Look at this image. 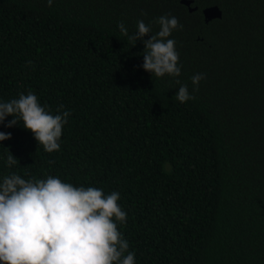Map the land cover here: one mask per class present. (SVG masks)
Instances as JSON below:
<instances>
[{"label":"trees","instance_id":"trees-1","mask_svg":"<svg viewBox=\"0 0 264 264\" xmlns=\"http://www.w3.org/2000/svg\"><path fill=\"white\" fill-rule=\"evenodd\" d=\"M182 1L0 0V102L31 91L71 113L52 153L6 117L0 182L53 176L119 192L135 264H264V0ZM213 6L222 18L207 23ZM162 15L183 25L169 37L175 78L146 72L143 42L117 27L131 35L143 20L155 34ZM177 79L194 100L174 98Z\"/></svg>","mask_w":264,"mask_h":264},{"label":"clouds","instance_id":"clouds-1","mask_svg":"<svg viewBox=\"0 0 264 264\" xmlns=\"http://www.w3.org/2000/svg\"><path fill=\"white\" fill-rule=\"evenodd\" d=\"M54 0H46L51 7ZM144 15V13H142ZM159 31L152 34L150 25L137 21V31L129 35L123 22L117 27L134 44H144L142 68L157 78L179 77V53L176 41L169 39L174 30L183 25L174 16L162 15L155 21ZM150 38L144 40L145 36ZM32 66V61L28 62ZM204 73L191 77L192 93L199 91ZM174 98L180 103L194 100L186 83L178 79ZM56 114L41 106L33 92L21 93L18 99L0 102V124L12 116L6 127L22 121L44 151L60 150V138L71 113ZM11 138V133L0 132V141ZM17 159L10 153L7 165ZM54 163V161H49ZM120 193L105 195L96 187H76L61 179H24L18 174L3 177L0 182V264H135V253L118 230V223H126L127 213L118 204Z\"/></svg>","mask_w":264,"mask_h":264},{"label":"water","instance_id":"water-1","mask_svg":"<svg viewBox=\"0 0 264 264\" xmlns=\"http://www.w3.org/2000/svg\"><path fill=\"white\" fill-rule=\"evenodd\" d=\"M183 4L190 6L191 2L183 0L182 1ZM191 11H196L197 9H190ZM203 15L206 19V22L209 23L212 20H216V19H221L222 18V11L217 7V6H213V7H209L203 10Z\"/></svg>","mask_w":264,"mask_h":264}]
</instances>
